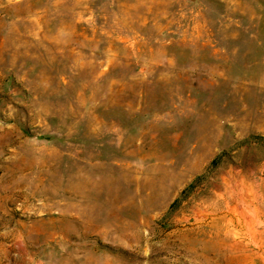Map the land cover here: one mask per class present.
<instances>
[{
    "label": "rangeland",
    "instance_id": "1",
    "mask_svg": "<svg viewBox=\"0 0 264 264\" xmlns=\"http://www.w3.org/2000/svg\"><path fill=\"white\" fill-rule=\"evenodd\" d=\"M262 192L264 0H0V264H264Z\"/></svg>",
    "mask_w": 264,
    "mask_h": 264
},
{
    "label": "bare ground",
    "instance_id": "2",
    "mask_svg": "<svg viewBox=\"0 0 264 264\" xmlns=\"http://www.w3.org/2000/svg\"><path fill=\"white\" fill-rule=\"evenodd\" d=\"M262 204H261V208L259 210V216H258V219H259V225H262L264 224V222L262 221V217L264 216V195H263V192H262ZM247 222V221H246ZM228 223L231 225V226H235L236 228L233 230V232H229L232 237H233V240L230 242L231 244V250H232V262H255L252 254L250 253V247L253 246L255 247L256 249H258L259 246H262V245H258V242H255V241H248V242H245V240H249L248 237H247V232H245V228L246 230H248V233H249V230L251 231L249 225L248 227H244L242 226V224L240 223H234L233 220H229ZM243 223V222H242ZM245 223V222H244ZM253 229V228H252ZM253 231V230H252ZM255 231V229H254ZM261 236V235H260ZM261 241V240H259ZM262 251V250H261ZM256 253V251H255ZM263 253V252H262ZM261 256V255H260ZM263 257V256H262ZM261 257V258H262ZM259 259V258H258ZM257 260V259H256ZM252 264V263H251Z\"/></svg>",
    "mask_w": 264,
    "mask_h": 264
}]
</instances>
